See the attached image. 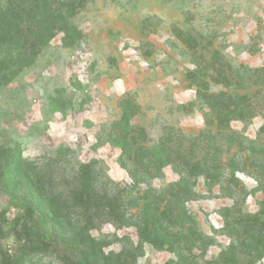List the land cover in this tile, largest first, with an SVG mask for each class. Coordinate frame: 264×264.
<instances>
[{"label":"rangeland","instance_id":"1","mask_svg":"<svg viewBox=\"0 0 264 264\" xmlns=\"http://www.w3.org/2000/svg\"><path fill=\"white\" fill-rule=\"evenodd\" d=\"M70 28L0 85V171L24 163L14 204L0 191L4 253L30 201L38 231L61 221L32 264H73L61 239L83 226L104 260L264 264L247 246L264 238V0H87Z\"/></svg>","mask_w":264,"mask_h":264},{"label":"trees","instance_id":"2","mask_svg":"<svg viewBox=\"0 0 264 264\" xmlns=\"http://www.w3.org/2000/svg\"><path fill=\"white\" fill-rule=\"evenodd\" d=\"M87 0H0V44H7L16 49L14 55L0 56V85L9 83L22 69L31 65L38 54L60 32L65 35L70 32V20L78 10L84 6ZM230 112V111H229ZM233 117H241V111H232ZM127 113L122 115V121L127 123ZM2 156L0 157V160ZM165 163V162H162ZM23 161L20 156L12 154L3 164V172L0 171V191L10 197V202H15L16 172L23 169ZM82 185V191L85 187ZM16 205L17 202H16ZM34 204L25 201L20 206L21 212L13 220V227H19L17 238H22L14 256L6 255L0 246V264H32L35 258L46 252L55 251L54 244L57 241V225L59 218L52 214L49 220V228L44 232L38 231V225L32 217L35 213ZM22 220V222H20ZM4 211H0V237L5 236ZM34 227L35 232H29ZM87 226L79 228L71 236L61 239L69 251H76L79 256L72 261L73 264H129L127 258L121 261L112 258V254L105 260L99 253L96 242L86 230ZM165 237V234H163ZM162 235V236H163ZM159 239L160 232L155 230L151 235L144 236L151 242ZM247 246L260 249L258 256L264 252V238L254 237ZM20 241V240H19ZM107 259V260H106ZM64 263L65 260L63 261ZM133 264V261L130 262Z\"/></svg>","mask_w":264,"mask_h":264}]
</instances>
